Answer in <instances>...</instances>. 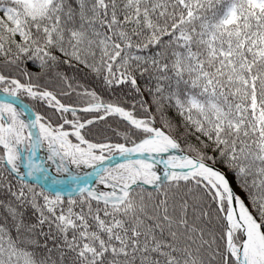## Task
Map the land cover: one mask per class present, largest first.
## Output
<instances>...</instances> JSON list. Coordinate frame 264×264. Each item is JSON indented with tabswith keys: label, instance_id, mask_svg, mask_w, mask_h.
I'll return each instance as SVG.
<instances>
[{
	"label": "snow or ice",
	"instance_id": "6c2138e0",
	"mask_svg": "<svg viewBox=\"0 0 264 264\" xmlns=\"http://www.w3.org/2000/svg\"><path fill=\"white\" fill-rule=\"evenodd\" d=\"M0 264H264V0H0Z\"/></svg>",
	"mask_w": 264,
	"mask_h": 264
}]
</instances>
